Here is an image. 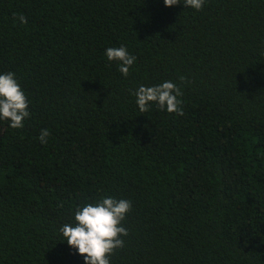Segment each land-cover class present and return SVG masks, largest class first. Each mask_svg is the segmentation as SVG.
Listing matches in <instances>:
<instances>
[{
	"label": "trees",
	"instance_id": "16d2710c",
	"mask_svg": "<svg viewBox=\"0 0 264 264\" xmlns=\"http://www.w3.org/2000/svg\"><path fill=\"white\" fill-rule=\"evenodd\" d=\"M182 2L0 0V74L30 113L0 119V264H84L59 229L109 196L132 205L110 264H264V0ZM165 81L184 114L140 112Z\"/></svg>",
	"mask_w": 264,
	"mask_h": 264
},
{
	"label": "clouds",
	"instance_id": "9594fccd",
	"mask_svg": "<svg viewBox=\"0 0 264 264\" xmlns=\"http://www.w3.org/2000/svg\"><path fill=\"white\" fill-rule=\"evenodd\" d=\"M163 3L165 7H171L180 4L181 0H163ZM182 3L185 8L200 10L205 0H183ZM14 15L20 23L27 22L23 15ZM105 55L109 61L119 62L118 70L125 77L136 59L124 46L109 47ZM180 79L183 81L184 77ZM132 94L142 113L148 111L150 104L155 103L160 110L181 116L184 114L180 107L182 102L178 99L182 92L174 82L165 81L155 86L140 85ZM29 115L27 97L15 74H0V119L9 121L11 128L19 129ZM49 134L47 129H42L38 137L40 143H47ZM131 207L129 200L102 197L98 202L77 207L74 223L63 224L59 232L63 241L66 240L67 245L83 257L84 264H110L109 257L116 249L124 246L122 237L127 236L128 231L121 222Z\"/></svg>",
	"mask_w": 264,
	"mask_h": 264
}]
</instances>
